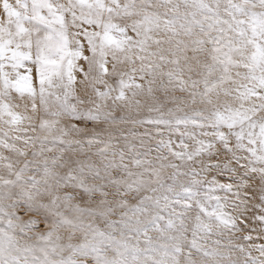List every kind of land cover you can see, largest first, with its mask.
Here are the masks:
<instances>
[{
    "label": "snow or ice",
    "instance_id": "6c2138e0",
    "mask_svg": "<svg viewBox=\"0 0 264 264\" xmlns=\"http://www.w3.org/2000/svg\"><path fill=\"white\" fill-rule=\"evenodd\" d=\"M0 264H264V0H0Z\"/></svg>",
    "mask_w": 264,
    "mask_h": 264
}]
</instances>
